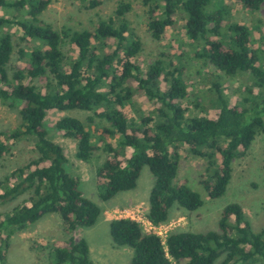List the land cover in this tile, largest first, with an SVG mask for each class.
<instances>
[{"label":"trees","instance_id":"16d2710c","mask_svg":"<svg viewBox=\"0 0 264 264\" xmlns=\"http://www.w3.org/2000/svg\"><path fill=\"white\" fill-rule=\"evenodd\" d=\"M77 1L87 2L89 8L99 4ZM129 1L117 5L113 18L98 20L94 31L66 27L58 31L39 18L50 0H0V10L15 12L11 18L0 17V104H19L20 116L18 128L0 133V157L22 139L32 141L38 154L0 180V205L23 197L12 210L0 213V264H8L11 238L49 214L59 216L69 235L50 246V264H94L86 240L70 235L77 228L94 226L102 210L82 195L79 180L66 171L64 150L44 125L48 111L93 113L86 123L64 116L55 129L75 143L77 160L88 164L98 152L104 155L95 171L102 202L135 189L142 169H149L154 184L146 218L153 226L166 223L174 206L189 213L203 206L197 192L175 183L181 147L208 160V173L216 163L215 152L219 154L217 169L202 182L213 200L226 192L233 159L245 156L258 133L264 132V68L253 49L251 30L228 20L223 0H157L151 5L147 23L151 37L160 40L181 10L188 48L174 60L159 57L146 69L138 63L141 41L125 20ZM235 1L248 11L258 10L264 2ZM13 25L31 49L19 50L23 68L9 76L13 44L6 30ZM187 54L212 65L220 73L217 79L250 77L258 93L246 88L232 103L215 81L213 114L187 117L182 107L187 96L183 79ZM109 234L116 247L132 250L128 264H264V227L254 231L237 203L222 209L218 231L171 232L163 242L139 222L118 218L110 221Z\"/></svg>","mask_w":264,"mask_h":264},{"label":"rangeland","instance_id":"374dc122","mask_svg":"<svg viewBox=\"0 0 264 264\" xmlns=\"http://www.w3.org/2000/svg\"><path fill=\"white\" fill-rule=\"evenodd\" d=\"M99 4L89 8L87 2L77 0H50L46 10L40 15V20L49 24L56 30L66 27L72 30L94 31L98 20L113 18L117 5L122 0H96ZM159 1V0H158ZM154 0L151 4H144V0H130V9L125 14L132 32L140 39L142 44L138 56V63L143 69L152 64L154 60L168 58L174 60V56L186 53V35L184 30L185 17L181 10H177L172 28L162 35L160 40L151 37L147 30L149 10L151 5L158 4ZM229 11V19L240 25H245L251 30L253 49L264 68V2L258 10L248 11L241 7L235 0H223ZM159 4H162L159 2ZM213 8V7H212ZM157 14L160 9H157ZM15 14L10 9L0 10V17L11 18ZM12 39L13 52L8 66L9 76L16 70L23 68V62L19 59V50L31 49V44L22 40V31L18 26H12L6 30ZM185 50H183V49ZM68 56L72 55L68 47L64 48ZM188 53V52H187ZM186 68L183 79L186 83L187 96L182 100V107L189 116H211V89L213 82L219 83L224 96L232 103H236L246 93V88L254 94L258 93L257 87H252L253 80L247 76L222 77L209 63L194 61L188 54L185 56ZM25 82H28L26 80ZM35 85H41L34 80ZM18 105L8 107L0 104V133L16 129L20 126ZM64 116H72L86 123L93 116L92 112L72 110L60 112L50 110L46 113L44 125L52 137L64 150L67 158L66 171L79 180V189L82 195L97 204L102 213L96 224L90 228H77L70 236L75 240L84 238L89 248L90 260L94 264H128L132 258V250L128 247H116L109 234V223L118 218H134L142 223L147 232L149 225L146 221L148 211L149 192L154 184V177L149 169L144 167L139 175L135 189L118 193L112 199L102 202L95 188V171L104 159L101 152L95 154L90 163H83L76 159V145L73 141L63 138L55 129V123ZM95 123H100L98 119ZM180 161L175 183L186 184L197 192L203 206L195 212L189 213L173 207L169 211V219L166 223L156 226L155 231L165 239L171 232H207L218 231V219L222 209L230 204H239L254 231L264 227V132L258 133L250 149L243 157L232 161V175L223 196L211 200L203 189L202 182L214 172L220 164V156L215 152L216 163L208 173V160L192 155L186 148L179 149ZM38 156L34 143L22 139L12 143L9 151L0 157V180L10 171L24 166ZM23 197L0 205V213L9 212L21 203ZM69 235L63 232L60 218L57 214H49L42 217L35 224L16 233L10 241L7 251L8 264H50L49 249L57 240H68ZM220 261H217L218 264ZM183 263V262H182ZM263 264V263H253Z\"/></svg>","mask_w":264,"mask_h":264},{"label":"built area","instance_id":"2783aa9c","mask_svg":"<svg viewBox=\"0 0 264 264\" xmlns=\"http://www.w3.org/2000/svg\"><path fill=\"white\" fill-rule=\"evenodd\" d=\"M124 218H127V217H124ZM128 218H129V217H128ZM130 219H133V220L139 222L138 220H136V219H134V218H130ZM146 221H147V223H148V225H149V228H150L149 230H147V232H148V233L151 232V233H154V234L158 235V236L163 240V242H164L165 239H163V238L161 237L160 233H158V232L155 231L156 226H153L152 224H150L149 221L147 220V218H146ZM139 223H140V222H139ZM140 224H142V223H140ZM144 231H145V230H144ZM145 232H146V231H145Z\"/></svg>","mask_w":264,"mask_h":264}]
</instances>
